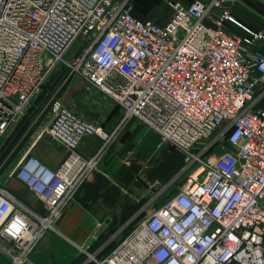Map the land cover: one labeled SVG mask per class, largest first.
Masks as SVG:
<instances>
[{
    "label": "built area",
    "instance_id": "built-area-1",
    "mask_svg": "<svg viewBox=\"0 0 264 264\" xmlns=\"http://www.w3.org/2000/svg\"><path fill=\"white\" fill-rule=\"evenodd\" d=\"M239 1L173 2V16L161 26L135 17L128 0H0V139L32 104H40L36 121H46L9 172L45 213L0 188V249L11 264H22L53 230L94 170L97 155L76 152L81 138H109L55 94L39 101L60 71L102 93L124 120H138L192 166L175 195L123 223L112 250L97 256L103 244L89 262L264 264V110L255 109L254 98L264 86V28L229 30V9ZM43 135L66 151L56 169L29 155ZM221 140L230 149L207 160Z\"/></svg>",
    "mask_w": 264,
    "mask_h": 264
},
{
    "label": "rangeland",
    "instance_id": "rangeland-1",
    "mask_svg": "<svg viewBox=\"0 0 264 264\" xmlns=\"http://www.w3.org/2000/svg\"><path fill=\"white\" fill-rule=\"evenodd\" d=\"M229 14L235 21V24L227 23L229 30L234 31L233 33L238 35L243 33L242 25L237 21L238 18L251 25L252 31L264 28V0H241L230 7ZM258 89H261V87ZM256 92L257 89L254 98L259 93V91ZM52 94H55L63 105L78 117L101 127L102 132L108 135V141L97 140L98 147L96 151L98 155L94 170L99 166L103 172L115 180L123 177L121 182L124 183L118 190L120 193L119 203H121V206L124 204L128 207L135 206L133 215L137 219L142 218L146 211L170 199L186 184L187 177L192 172V166H189L185 161V156L170 146L160 144L156 134L135 118L124 120L123 110L102 93L85 85L73 76L68 77V74L64 71H60L48 78L38 99L46 102ZM44 95L45 99H43ZM42 118L43 115H41L40 120ZM11 129L12 127L0 139V152L8 146L6 158L1 161V166H6L4 172L0 169V180L2 181L7 178V172L16 165L27 145L25 143L21 146V143L25 142L24 138L27 135L24 137L23 132L18 136L17 133L14 138L15 132L13 131H16V128L10 133ZM85 137L91 140L96 135H86ZM91 141L89 144H91ZM227 147L224 140H221L209 152L207 160L212 161L216 156L227 151ZM180 161L181 166L179 168L177 166L173 175L166 180V176ZM164 179L165 181H163ZM138 202L139 205L137 204ZM123 221H109L105 230L95 238L88 250H83L80 253L73 245L65 241L60 243L58 251H62L63 259L68 258L69 249L77 253L78 256H76L75 260L72 259L73 262L70 264H92L88 260V254L95 252L94 243L99 242V240H101V243L104 242L106 245L98 252L97 256L103 257L107 255L116 243L111 238L118 231ZM133 227L134 224L122 232L127 235L133 230ZM47 232L52 237H57L56 232L51 230ZM59 241L61 240L59 239ZM58 259L59 257H57V261Z\"/></svg>",
    "mask_w": 264,
    "mask_h": 264
},
{
    "label": "crops",
    "instance_id": "crops-1",
    "mask_svg": "<svg viewBox=\"0 0 264 264\" xmlns=\"http://www.w3.org/2000/svg\"><path fill=\"white\" fill-rule=\"evenodd\" d=\"M191 1L193 0H128V3L135 17L148 19L162 26L166 25L174 14L172 8L173 2L187 4ZM208 1L203 0V2ZM259 87L261 89H258ZM263 89L264 86L259 84L257 87V92L259 91V93L256 95L257 103L255 109L264 110V93L261 95ZM39 114L40 104H32L16 125V127L26 126L23 136L27 135V145L20 157L31 143L34 142L40 130L46 125L45 119L42 122L40 120L36 121ZM29 129L31 131H28ZM94 135L96 137H92V141L86 139L85 136L81 138L76 152L82 158L89 159L98 155L96 151L98 147L97 140H103V138L98 134H93L92 136ZM90 141L91 144H89ZM229 149L227 147V150ZM29 155L39 160L48 168L56 169L64 160L66 151L62 146L54 143L48 135H43L30 149ZM177 166L178 168L181 166V161L166 176V180L173 175ZM9 172L10 170L7 172L5 180H0V188L5 190L8 196L21 202L33 212L44 214L45 209L43 204L26 187L14 178L9 177ZM122 178L115 180L103 172L101 167L97 166L94 171L83 179L54 221L53 230L51 231L56 232L57 237H52L46 232L29 250L22 264H70L78 255L69 249L68 258L63 259L64 257L61 255L62 251H58L61 242L67 241L81 253L83 250H88L93 241H95L97 237L96 233L106 219L109 221L130 220L134 216L133 210L135 206L128 207L126 204L121 206V203H119L120 193L118 190L124 183L121 182ZM137 204L139 205V202ZM57 257H59V262L57 261ZM0 264H11V258L1 249Z\"/></svg>",
    "mask_w": 264,
    "mask_h": 264
},
{
    "label": "trees",
    "instance_id": "trees-1",
    "mask_svg": "<svg viewBox=\"0 0 264 264\" xmlns=\"http://www.w3.org/2000/svg\"><path fill=\"white\" fill-rule=\"evenodd\" d=\"M237 21H238V23H240L243 27H245V28H247V29H249V30H253V29H251V25H249L247 22H245L244 20H241V19H237ZM234 32V31H233ZM242 34H244V32L242 33ZM23 122V121H22ZM21 122V123H22ZM20 124V123H19ZM18 124V125H19ZM25 127L26 126H23V127H20V126H17L16 127V131H13V132H15V134H14V138H15V135L18 133V136H20L23 132H24V130H25ZM31 131V130H30ZM24 140H25V142L23 141V143H21V146L22 145H24L26 142H27V139H26V137L24 138ZM7 148H8V146L5 148V150L3 149L2 150V152H0V169L2 170V171H5L6 170V166H1V161L4 159V158H6V154H7ZM2 167V168H1ZM128 219H125L122 223H121V225L123 224V223H125L126 221H127ZM102 244H104V242L103 243H101V240H99V242H96V243H94V245H93V248H95L94 250L96 251L100 246H102Z\"/></svg>",
    "mask_w": 264,
    "mask_h": 264
},
{
    "label": "water",
    "instance_id": "water-1",
    "mask_svg": "<svg viewBox=\"0 0 264 264\" xmlns=\"http://www.w3.org/2000/svg\"><path fill=\"white\" fill-rule=\"evenodd\" d=\"M108 223H109V220L108 219H106L103 223H102V225L99 227V229H98V231H97V233H96V236H98L105 228H106V226L108 225Z\"/></svg>",
    "mask_w": 264,
    "mask_h": 264
},
{
    "label": "flooded vegetation",
    "instance_id": "flooded-vegetation-1",
    "mask_svg": "<svg viewBox=\"0 0 264 264\" xmlns=\"http://www.w3.org/2000/svg\"><path fill=\"white\" fill-rule=\"evenodd\" d=\"M105 230V229H104Z\"/></svg>",
    "mask_w": 264,
    "mask_h": 264
}]
</instances>
